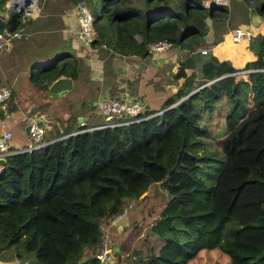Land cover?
<instances>
[{
  "label": "trees",
  "instance_id": "trees-1",
  "mask_svg": "<svg viewBox=\"0 0 264 264\" xmlns=\"http://www.w3.org/2000/svg\"><path fill=\"white\" fill-rule=\"evenodd\" d=\"M8 1L0 0V32L29 23ZM68 2L88 11L92 47L141 59L156 42L183 52L172 71L182 82L158 112L144 107L135 117L121 116L126 124L105 128L82 121L62 135L43 134L28 149L7 151L0 168V264L96 263L101 242L108 246L107 232L122 224L125 210L138 205L151 184L169 199L141 234L132 260L264 264V36L250 38L254 58L242 68L212 57L200 61L192 77L186 70L203 45L205 21L224 25L225 7L204 9L199 0ZM244 3L264 20V0ZM49 60L29 67L36 90L45 92L57 78L76 79L74 56ZM13 98L10 93L0 105V120L13 110ZM222 99L229 107L216 157L199 119ZM148 236L162 240L156 253Z\"/></svg>",
  "mask_w": 264,
  "mask_h": 264
},
{
  "label": "crops",
  "instance_id": "crops-1",
  "mask_svg": "<svg viewBox=\"0 0 264 264\" xmlns=\"http://www.w3.org/2000/svg\"><path fill=\"white\" fill-rule=\"evenodd\" d=\"M38 7L37 15L29 17L28 25L22 29L26 36L8 42L0 52V84H3L1 87L8 88L10 93L14 94V108L23 114L22 121L18 122L22 124L23 131L25 126L36 123L40 124L44 129V134H47L49 127L46 124L50 119L56 117L52 118L50 115L55 108L58 113L66 112L67 106L72 111L75 108H81L74 113L73 117L74 119L81 117L79 124L82 121H88L92 116V112L87 111L88 106L83 107L85 102L91 101L93 108H96L97 101L103 99L132 102L126 101L125 98H128L129 94L127 78H130V71L133 68L129 62L123 61L124 57L111 55L103 47H92L77 40L78 25L75 14L77 5L71 4L68 0H41ZM225 9L227 18L224 25L218 23L214 25L210 20L205 21L206 31L200 49H205L206 54L202 55L199 52L200 49L196 50L194 57L197 60L205 59L210 52L221 46L222 50H226L227 48H224L223 45L229 40V33L235 29L245 30L251 34V40L250 38L244 39L233 44L230 40L232 46L229 51L232 54L236 53V58H241V52L247 50L249 40L253 41L257 35L264 36V20L261 18L256 25H253L249 18V8L245 6L244 0H228ZM233 20H237L238 24H245V29L233 23ZM259 24L261 29H256L258 33L254 34L253 28ZM213 44L215 47H210ZM64 54L74 56L77 61V77L74 81L71 80L70 90L64 96L50 97L47 90L45 95H41V92L28 82L29 67L37 66ZM182 57L183 52H179L177 49L153 52L149 53L148 65L170 63L174 66ZM89 61L96 62V64H89ZM81 95L83 102L80 101ZM63 100L64 102H62ZM67 100L70 101V104H67L69 102ZM40 109L47 110L38 112L37 110ZM83 117L89 119H83ZM93 124L100 123L94 121ZM115 249L114 252L120 253L119 249ZM111 262H115L113 257Z\"/></svg>",
  "mask_w": 264,
  "mask_h": 264
},
{
  "label": "rangeland",
  "instance_id": "rangeland-1",
  "mask_svg": "<svg viewBox=\"0 0 264 264\" xmlns=\"http://www.w3.org/2000/svg\"><path fill=\"white\" fill-rule=\"evenodd\" d=\"M40 2L41 0H38V6L40 5ZM96 12L99 13V10L96 9ZM233 23H235L242 29H245L246 27V25L243 23L238 24L239 22L237 23V20H233ZM256 29H261L260 24L254 26V34L258 33ZM231 46L232 45L229 39L223 45L224 48H227L226 50H222V46L216 49L213 48L214 50L212 49L213 51L210 52L209 55L205 57V59L213 57L218 60L228 61L232 66L236 68H242L247 62V60L249 62L254 58L253 53L250 52V50L248 49L249 44L247 46V50L245 49L243 52H241V58H236V53H230L229 49L231 48ZM210 47H215V44ZM122 59L124 62H129L130 66L133 68V70L130 71V78H127L129 82L127 86L129 94L128 98L126 97L125 100H130L132 102L136 101V103L140 105L139 110H142L144 106H147V109L150 112L160 111L163 103L172 95L175 89L178 88L182 82L181 79L175 80L172 77V70L177 65L172 66L173 64L170 65V63L167 65L160 63L159 65L151 66L148 65V57L143 59L139 57H124ZM203 60H197L195 58L192 61V65L189 66L186 70V75L195 77L197 73L198 64L200 63V61ZM50 61L52 60H49L45 64H48ZM89 64H96V62L89 61ZM45 92H41V95H45ZM81 100L83 102L82 95L80 96V101ZM62 102H64V100ZM91 103V101L85 102V104L83 105V107L88 106L87 111L92 112V116L90 117V119L88 117H83V119H89L88 121L86 120L84 122L86 124H93L94 121L95 123H97L98 121L100 124L93 125L100 126L101 123H104V121L99 114V102L97 101L96 108H93L91 106ZM67 104H70V101ZM67 107V113H58L56 108L52 111V113H50V115H52V118L54 116L56 117L50 119L46 125L49 127V131L53 135H62L67 127V129L72 130L76 126H79L80 123L78 124V119L81 117H76V119H74L73 117L74 113L78 112L81 108H75L72 111L69 106ZM228 107V101L226 99H222L220 102L215 104V107L212 112L201 114V117L199 119V125L207 131V135L206 137H204V141L207 142V148L210 151H215L217 153L216 157L221 156L219 149L220 140L225 130L224 113L227 111ZM44 110L46 111L47 109H40L37 111L40 112ZM22 116V112L14 108L6 116H4L3 119L0 120V135L3 131L9 132L10 134V138L7 141V151H14L13 153L19 152L24 148H30L34 143L33 140L24 133L22 124L18 123L22 121ZM168 199L169 196L158 184H151L147 189L146 195L139 201L138 205L132 207L131 210H125V219L121 221L123 225H119L121 228H123V230L125 228V230L120 234L119 231H117L116 227V229H110L106 234V241L108 247L110 248V251H113L115 248H117L120 249V253L113 256V261L115 262L104 264H139L135 261V259L132 260V250L141 248V234H144V230L148 226L149 222L158 215L159 211L162 209ZM178 239L179 241H183V238L181 237H178ZM161 243L162 240L157 237H147V247H150L154 253H156Z\"/></svg>",
  "mask_w": 264,
  "mask_h": 264
},
{
  "label": "built area",
  "instance_id": "built-area-1",
  "mask_svg": "<svg viewBox=\"0 0 264 264\" xmlns=\"http://www.w3.org/2000/svg\"><path fill=\"white\" fill-rule=\"evenodd\" d=\"M30 0H24L20 2V5L17 4L19 0H9L8 8L21 11L23 16L26 18L35 17L39 12L38 0L34 2H29ZM200 4L205 9H210L212 7H225L228 4V0H199ZM21 8V9H20ZM76 22L78 25V31L76 33L77 40L83 44L90 45L95 40V33L91 26V17L83 6L78 5L76 10ZM26 34L22 29L9 32L7 30H2L0 32V52L2 49L13 40H19L24 38ZM251 34L245 30L235 29L229 33V39L232 43H237L244 39H249ZM170 49V45L166 42H156L148 46V52H163ZM200 54L205 55L206 50L200 49ZM10 96V90L8 88H0V105L4 103ZM98 110L99 114L102 117L104 123H101L99 127H112L123 125L126 123L119 122V118L125 114L126 116L135 117L139 113L140 105L136 102H122L113 99H103L98 101ZM28 136L37 143L42 141L43 129L41 126H38L36 123H30L28 129ZM10 138L9 132L3 131L0 135V158L8 155L7 152V141ZM43 145V144H42ZM40 145V146H42ZM121 215L115 216L112 218L111 223L114 224L120 219ZM96 263L94 264H103L105 262L111 261V251L110 248L101 242L99 249L94 256ZM91 264V263H89Z\"/></svg>",
  "mask_w": 264,
  "mask_h": 264
},
{
  "label": "water",
  "instance_id": "water-1",
  "mask_svg": "<svg viewBox=\"0 0 264 264\" xmlns=\"http://www.w3.org/2000/svg\"><path fill=\"white\" fill-rule=\"evenodd\" d=\"M80 6H83V4H80ZM21 9V8H20ZM249 18L253 25H256L260 20L261 17L256 14V12L253 9H249ZM71 88V80L68 78H57L54 80L47 88V93L50 97H56V96H64L65 93L70 90ZM147 108V106H144ZM123 116H126L125 114H122ZM81 120L78 119V122ZM29 125L24 127V133L28 134ZM65 137V136H64ZM62 138V137H60ZM26 151V150H24ZM4 159L0 158V168L4 165ZM117 231H120V227H117ZM116 250V249H115Z\"/></svg>",
  "mask_w": 264,
  "mask_h": 264
},
{
  "label": "bare ground",
  "instance_id": "bare-ground-1",
  "mask_svg": "<svg viewBox=\"0 0 264 264\" xmlns=\"http://www.w3.org/2000/svg\"><path fill=\"white\" fill-rule=\"evenodd\" d=\"M21 1H24V0H19V2H17V4H19L20 5V2ZM35 0H30L29 2L31 3V2H34Z\"/></svg>",
  "mask_w": 264,
  "mask_h": 264
}]
</instances>
